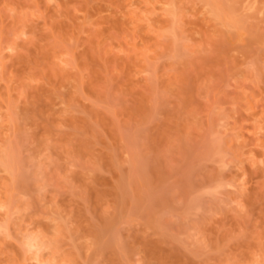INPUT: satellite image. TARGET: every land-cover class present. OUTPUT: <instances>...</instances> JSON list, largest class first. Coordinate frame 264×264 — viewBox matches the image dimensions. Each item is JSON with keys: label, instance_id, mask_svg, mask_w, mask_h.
<instances>
[{"label": "rangeland", "instance_id": "1", "mask_svg": "<svg viewBox=\"0 0 264 264\" xmlns=\"http://www.w3.org/2000/svg\"><path fill=\"white\" fill-rule=\"evenodd\" d=\"M0 264H264V0H0Z\"/></svg>", "mask_w": 264, "mask_h": 264}, {"label": "bare ground", "instance_id": "2", "mask_svg": "<svg viewBox=\"0 0 264 264\" xmlns=\"http://www.w3.org/2000/svg\"><path fill=\"white\" fill-rule=\"evenodd\" d=\"M219 2H220V1H219ZM235 3H236V2H235ZM206 4H207V2H206ZM216 5H217V4H216ZM231 5H232V4H231ZM209 6H210V5H209ZM214 6H215V4H214ZM214 6H213V12L216 13V14H218V11H217V10L219 9V8H218L219 6L217 7V9H216V7L214 8ZM220 7H221V6H220ZM234 10H235V9H234ZM219 12H220V11H219ZM225 12H226V11H225ZM214 13H213V14H214ZM220 13L222 14V10H221ZM220 13H219V14H220ZM233 13H234V12H233ZM223 14H224V12H223ZM234 14H235V13H234ZM237 14H238V13H237ZM225 15H226V14H225ZM228 15H229V14H228ZM230 15H231V14H230ZM232 15H233V14H232ZM217 16H218V15H217ZM219 17H221V16H219ZM231 17H232V16H231ZM234 17H235V16H234ZM221 18H222V17H221ZM221 18H220V19H221ZM240 18H241V17H240ZM226 21H227V20H226ZM243 23H244V22H243ZM227 24H228V23H227ZM240 24H241V23H240ZM234 27H235V26H234ZM11 157H12V156H11ZM7 159H8V158H7ZM4 160H5V159H4ZM3 162H4V161H3ZM7 166H8V165H7ZM12 168H13V167H12ZM30 240H31V239H30Z\"/></svg>", "mask_w": 264, "mask_h": 264}]
</instances>
